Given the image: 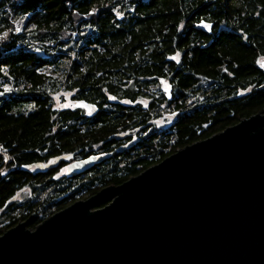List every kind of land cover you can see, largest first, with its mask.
I'll use <instances>...</instances> for the list:
<instances>
[{"label": "trees", "instance_id": "obj_1", "mask_svg": "<svg viewBox=\"0 0 264 264\" xmlns=\"http://www.w3.org/2000/svg\"><path fill=\"white\" fill-rule=\"evenodd\" d=\"M201 21L211 29L198 27ZM5 36L0 234L31 214L34 228L75 200L264 112V0H0ZM66 92L92 109L58 106ZM171 104L176 114L159 129L154 121ZM91 155L101 158L89 172L58 176Z\"/></svg>", "mask_w": 264, "mask_h": 264}, {"label": "water", "instance_id": "obj_2", "mask_svg": "<svg viewBox=\"0 0 264 264\" xmlns=\"http://www.w3.org/2000/svg\"><path fill=\"white\" fill-rule=\"evenodd\" d=\"M198 27L209 31L211 23ZM100 158L68 170L81 174ZM34 216L0 234V264H264V112L30 228Z\"/></svg>", "mask_w": 264, "mask_h": 264}, {"label": "rangeland", "instance_id": "obj_3", "mask_svg": "<svg viewBox=\"0 0 264 264\" xmlns=\"http://www.w3.org/2000/svg\"><path fill=\"white\" fill-rule=\"evenodd\" d=\"M259 64H261V67L264 68V57H260L259 58ZM59 70L58 69H50V70H47V74H50L52 76H57ZM163 86L167 88V83L164 82L163 83ZM72 95H73V92H66L63 96H64V100L63 101H59V98H57V105L60 106V107H71L73 106L74 104V101L76 99L72 98ZM176 112H175V107H174V104H171L168 108H166V111L164 113L163 116L161 117H157L154 121L155 123V126L158 127L159 129L161 128H165L167 127L168 125L171 124V121L173 119V117L175 116ZM57 161L56 160H52L51 163H55ZM39 167H44V166H39ZM38 168V167H37ZM66 176L67 175V171H66V168H63L59 173H58V176ZM29 190L28 189H25L23 190L21 193H18L14 199L16 200H20L22 197H23V194L24 193H28ZM16 214L17 215H20L21 214V211L18 210L16 211Z\"/></svg>", "mask_w": 264, "mask_h": 264}, {"label": "built area", "instance_id": "obj_4", "mask_svg": "<svg viewBox=\"0 0 264 264\" xmlns=\"http://www.w3.org/2000/svg\"><path fill=\"white\" fill-rule=\"evenodd\" d=\"M6 36L3 38H0V50L2 47V43L5 41ZM0 157H2L5 161L8 160V155L2 150L1 146H0Z\"/></svg>", "mask_w": 264, "mask_h": 264}, {"label": "flooded vegetation", "instance_id": "obj_5", "mask_svg": "<svg viewBox=\"0 0 264 264\" xmlns=\"http://www.w3.org/2000/svg\"><path fill=\"white\" fill-rule=\"evenodd\" d=\"M163 87H164V86H163ZM165 88H166V87H165ZM168 96H169V94H168ZM76 101H77V100H75L74 103H75ZM73 105H74V104H73ZM82 159H83V158H82ZM73 162H74V161H73ZM70 164H71V163H70ZM70 164H67V165H66L65 167H63V168H66L67 175H68V176H72V177H77V176H80V175H82V174H85V173L89 172V171L94 167V166H93L91 169H89V170H87V171H85V172H83V173H81V174H78V175H72L71 172L68 170V166H69ZM63 168H62V169H63ZM62 169H61V170H62ZM61 170H60V171H61Z\"/></svg>", "mask_w": 264, "mask_h": 264}]
</instances>
